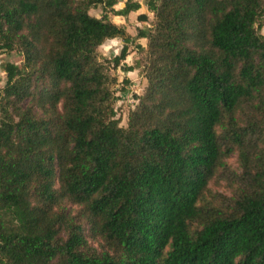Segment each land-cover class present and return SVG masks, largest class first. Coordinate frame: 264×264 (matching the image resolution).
Listing matches in <instances>:
<instances>
[{
    "label": "trees",
    "instance_id": "obj_1",
    "mask_svg": "<svg viewBox=\"0 0 264 264\" xmlns=\"http://www.w3.org/2000/svg\"><path fill=\"white\" fill-rule=\"evenodd\" d=\"M118 1L0 0V264H264V0H150L112 67ZM120 66L148 79L127 127Z\"/></svg>",
    "mask_w": 264,
    "mask_h": 264
},
{
    "label": "rangeland",
    "instance_id": "obj_2",
    "mask_svg": "<svg viewBox=\"0 0 264 264\" xmlns=\"http://www.w3.org/2000/svg\"><path fill=\"white\" fill-rule=\"evenodd\" d=\"M127 0H119L114 9L120 10L125 7ZM141 4L138 11L132 12L128 17L116 15L111 9L108 10L109 16L113 22L124 27L127 31V36L131 38V42H127L123 37H116L107 40L99 47V58L102 62L109 64L113 67L111 61L121 53L123 47L128 44L129 55L122 65H136L138 62L144 60L147 53L148 40L146 38H139V29L152 28L155 26L156 16L155 13L149 9L148 3L150 0H135ZM93 16L101 18L104 14V6L98 5L90 10ZM141 14L148 16L147 21L139 19ZM264 34V27L262 29ZM141 45L145 50L139 49ZM9 62L22 65L24 62V55L17 49L6 51L0 49V91L3 90L6 84V71L5 65ZM112 74L118 79L114 86L115 91V110L117 118L121 121L123 127L128 126L129 116L131 111L135 110L138 106L139 97L144 95L148 88V79L145 74L140 70L126 71L122 66L114 68ZM230 165L239 170L238 156L235 154L229 159ZM213 193L230 194L227 188L226 181H221L219 184L213 183L211 185Z\"/></svg>",
    "mask_w": 264,
    "mask_h": 264
}]
</instances>
